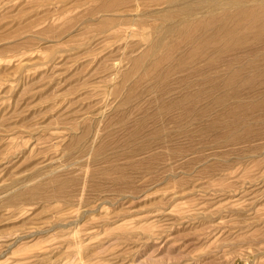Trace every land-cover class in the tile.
Instances as JSON below:
<instances>
[{
	"label": "rangeland",
	"instance_id": "374dc122",
	"mask_svg": "<svg viewBox=\"0 0 264 264\" xmlns=\"http://www.w3.org/2000/svg\"><path fill=\"white\" fill-rule=\"evenodd\" d=\"M121 1L0 0V264H264V3L230 13L233 0ZM168 4L211 13L162 47H147L144 37L160 36L156 28L169 19L159 14ZM208 61L215 66L203 67ZM177 64L186 68L173 70ZM193 67L205 73L190 78L203 94L191 87L184 110H170L168 103L187 96L175 78ZM166 71L168 91L157 83ZM202 75L219 80L218 89L208 91ZM114 78L115 95H108ZM54 175L53 187H40ZM36 187L32 197L27 191Z\"/></svg>",
	"mask_w": 264,
	"mask_h": 264
},
{
	"label": "bare ground",
	"instance_id": "6f19581e",
	"mask_svg": "<svg viewBox=\"0 0 264 264\" xmlns=\"http://www.w3.org/2000/svg\"><path fill=\"white\" fill-rule=\"evenodd\" d=\"M118 1H120V0H118ZM123 1V0H122ZM122 1H121V3H122ZM125 1V0H124ZM139 1V0H138ZM207 1V0H206ZM251 0H233L232 2H231V4H229V5H231V6H229L230 8L229 9H227V10H229V12L230 13H234V12H239V11H242V9H245V7L247 8V5H245V4H247L248 2H250ZM260 2H262V3H264V0H260ZM116 3V2H115ZM118 3H120V2H118ZM130 3V2H129ZM128 3V4H129ZM180 3V2H179ZM126 4V3H125ZM127 4V5H128ZM208 4H210V3H208ZM123 5V4H122ZM179 5V6H178ZM180 5L181 4H172L171 6L168 4L167 6H166V8H164L162 11H160L159 12V14H163V15H165V16H168L169 17V19H164V20H162V25L163 26H158L157 28H156V30H155V28H154V30L156 31V32H160L159 34H160V36H158V37H156L154 40H152L153 39V37L151 38V40H149L148 38H150L149 36H150V33H149V36H146V34L144 35V36H146V37H144V40L143 41H145L146 43H147V47L149 46V47H151L152 49H158V48H160V47H162L163 46V44H164V42H165V40H170V39H172L173 37H179V36H182L183 34H185V30L186 29H188L190 26H193V25H195L196 23H200V22H202V21H206L205 19H206V15H207V13H211V12H209V11H200V10H190V9H188V10H185L184 8H182V7H180ZM137 6V5H136ZM154 5H152V7H153ZM217 6H218V4H217ZM249 6V5H248ZM120 7V6H119ZM213 7V6H212ZM250 7V6H249ZM254 7V9H255V6H253ZM259 7V6H258ZM116 8V7H115ZM131 8H133V7H131ZM139 8V7H138ZM156 8H158V7H156ZM210 8V7H209ZM259 8H261V6L259 7ZM263 8V7H262ZM128 9V8H127ZM134 9H135V7H134ZM222 10H220V11H224V8H221ZM233 9V10H232ZM253 9V8H252ZM202 10H203V8H202ZM261 10V9H260ZM113 11V10H112ZM133 11V10H132ZM215 11V10H214ZM105 12H107V11H105ZM104 12V13H105ZM128 12V11H127ZM147 12H148V10H147ZM252 12V11H251ZM262 12V11H261ZM260 12V13H261ZM246 13V12H245ZM129 14H130V12H129ZM137 14V13H136ZM138 14H140L139 12H138ZM137 14V15H138ZM220 14V13H219ZM135 15V14H134ZM171 15H173V16H171ZM175 15V16H174ZM246 15H248V14H246ZM262 15V14H261ZM153 16V15H152ZM217 16V15H216ZM215 16V17H216ZM245 16V15H244ZM251 18H253L251 15H249ZM259 16V15H258ZM258 16H254L256 19H257V17ZM264 16V15H263ZM111 17V16H110ZM131 17V16H130ZM136 17V16H135ZM138 17V16H137ZM142 17H143V15H142ZM146 17V16H145ZM245 17H247L248 18V16H245ZM244 17V18H245ZM133 18V17H132ZM141 18V17H140ZM139 18V19H140ZM246 18V19H247ZM106 19H107V17H106ZM122 19H123V17H122ZM124 19H126V18H124ZM130 19V18H129ZM136 19V18H135ZM138 19V18H137ZM142 19V18H141ZM227 19V18H226ZM245 19V20H246ZM249 19V18H248ZM255 19V20H256ZM116 20V19H115ZM132 20V19H131ZM145 20H146V18H145ZM160 20V19H159ZM126 21V20H125ZM147 21V20H146ZM197 21V22H196ZM233 21V20H232ZM252 21V20H251ZM97 22V21H96ZM102 22V21H101ZM137 22V21H136ZM142 22V21H141ZM151 22V21H150ZM150 22H147L148 24L150 23ZM246 22V21H245ZM249 22V21H248ZM262 22V21H261ZM122 23V22H121ZM126 23V22H125ZM127 23H128V21H127ZM234 23V22H233ZM255 23H257L258 24V22H255ZM124 24V23H123ZM133 24H135V22L133 23ZM144 24V23H143ZM213 24H214V21H213ZM249 24V23H248ZM247 24V25H248ZM264 24V22L262 23V25ZM94 25V24H93ZM105 25H106V23H105ZM117 25V24H116ZM146 25V24H145ZM246 25V24H245ZM251 25V24H250ZM250 25H248V26H250ZM209 26V25H208ZM207 26V27H208ZM212 26V25H211ZM235 26V25H234ZM248 26H247V28H248ZM81 27V26H80ZM114 27H115V25H114ZM143 27V26H142ZM149 27V26H148ZM205 27H206V25H205ZM258 27V26H257ZM257 27H255V30H257L256 28ZM116 28H117V26H116ZM145 28H147V27H145ZM145 28H144V33H145ZM214 28V27H213ZM212 28V29H213ZM137 29V28H136ZM135 29V30H136ZM142 29V28H141ZM211 29V28H210ZM238 29H239V27H238ZM250 29V28H249ZM264 29V28H263ZM101 30V29H100ZM122 30V29H121ZM140 30V29H139ZM143 30V29H142ZM146 30H148V29H146ZM150 30V29H149ZM247 30V29H246ZM102 31V30H101ZM123 31V30H122ZM199 31H201V30H199ZM241 31V30H240ZM254 31V30H253ZM258 31H260V30H257L256 32H258ZM262 31V30H261ZM129 32V31H128ZM140 32V31H139ZM153 32V31H152ZM251 31H249L248 30V32L247 33H250ZM263 32V31H262ZM101 33V32H100ZM103 33V32H102ZM243 33V32H242ZM246 33V36L248 35ZM142 34V33H141ZM233 34V33H232ZM244 34V33H243ZM261 34V33H260ZM259 34V35H260ZM119 35V34H118ZM127 35V34H126ZM129 35V34H128ZM127 35V36H128ZM157 35V34H156ZM235 35V34H234ZM101 36V35H100ZM152 36V35H151ZM204 36V35H203ZM261 37H262V35H260ZM263 36H264V34H263ZM129 37V36H128ZM127 37V38H128ZM138 37H139V34H138ZM224 37V36H223ZM241 37V36H240ZM239 37V38H240ZM248 37V36H247ZM252 37V36H251ZM47 38V37H46ZM108 38V37H107ZM124 38H126V36L124 37ZM126 38V39H127ZM143 38V37H142ZM217 38V37H216ZM246 38V37H245ZM244 38V40H247V39H245ZM120 39H122V36L120 37ZM129 39V38H128ZM242 39V38H241ZM249 39V38H248ZM115 40V39H114ZM123 40H125V39H123ZM123 40H121V41H123ZM250 40H251V38H250ZM262 40V39H261ZM56 41V40H55ZM102 41H105V40H102ZM117 41V40H116ZM169 42V41H168ZM171 42V41H170ZM194 42V41H193ZM192 42V43H193ZM244 42V41H243ZM247 42V41H246ZM248 42H249V40H248ZM261 42H264V40L263 41H261ZM101 43V42H100ZM109 43V42H108ZM114 43H116V42H114ZM113 43V44H114ZM258 44H259V42H257ZM112 44V45H113ZM140 44V43H139ZM138 44V45H139ZM234 44H235V42H234ZM248 44V43H247ZM251 44V43H250ZM261 44V43H260ZM259 44V45H260ZM135 45V44H134ZM229 45V44H228ZM237 45H238V43H237ZM243 44H240V46H242ZM262 45V44H261ZM110 46V45H109ZM125 46V45H124ZM131 46V45H130ZM145 46V45H144ZM215 46V45H214ZM232 46H234V45H232ZM240 46H238V48L240 47ZM244 46V45H243ZM252 46V45H251ZM251 46H250V48H251ZM107 45H106V49H107ZM132 47L133 46H131V50H132ZM217 47V46H216ZM135 48V47H134ZM205 48H207V47H205ZM242 48V47H241ZM240 48V49H241ZM249 48V50H252V49H250ZM124 49V48H123ZM139 49V48H138ZM142 49V48H141ZM179 49H180V47H179ZM259 49V48H258ZM114 51H115V49H113ZM127 50V49H126ZM234 50V49H233ZM125 51V50H124ZM155 51V50H154ZM209 51V50H208ZM240 51V50H239ZM256 51V50H255ZM254 51V52H255ZM185 52V51H184ZM216 52V51H215ZM245 52V51H244ZM243 52V53H244ZM124 53V52H123ZM162 53V52H161ZM232 53V52H231ZM241 53H242V51H241ZM250 53V52H249ZM252 53V52H251ZM264 53V52H263ZM118 54H119V52H118ZM147 54V53H146ZM160 54V53H159ZM216 54H217V52H216ZM262 54V53H261ZM120 55V54H119ZM150 55V54H149ZM152 55V54H151ZM247 55H249V54H247ZM133 56V55H132ZM197 56H199V55H197ZM229 56V55H228ZM251 56V55H250ZM109 57V56H108ZM152 57V56H151ZM161 57V56H160ZM192 57V56H191ZM232 57L233 56H231V59H232ZM236 57V56H235ZM235 57H233V58H235ZM252 57V56H251ZM255 57V56H254ZM120 58V57H119ZM150 58V57H149ZM159 58V57H158ZM241 58V57H240ZM129 59H131L130 57H129ZM230 59V60H231ZM256 59V58H255ZM141 60V59H140ZM151 60V59H150ZM210 60V59H209ZM247 60V59H246ZM104 61V60H103ZM139 61V60H138ZM137 61V62H138ZM244 61V60H243ZM118 62V61H117ZM117 62H116V64H115V68L117 69L118 68V64H117ZM147 62H149V60L147 61ZM163 62V61H162ZM169 63L171 62L172 63V61H168ZM175 62V61H174ZM173 62V63H174ZM249 62V61H248ZM135 63V62H134ZM160 63V62H159ZM158 63V64H159ZM189 63V62H188ZM206 64H202V66L203 67H208V66H212V65H214L213 63V61H208V62H205ZM103 64V63H102ZM154 64V63H153ZM163 64V63H162ZM176 64V63H175ZM197 64V63H196ZM222 64V63H221ZM246 64V63H245ZM112 65H114V64H112ZM136 64H134V66H135ZM145 65V64H144ZM147 65V64H146ZM165 65H167V64H165ZM165 65H163V66H165ZM171 65V64H170ZM195 64H193L192 66H194ZM220 65V64H219ZM232 65V64H231ZM124 66H125V64H124ZM133 66V65H132ZM143 66V65H142ZM151 66V65H150ZM188 66V65H187ZM215 66V65H214ZM240 66H242V65H240ZM247 66V65H246ZM108 67V66H107ZM135 67H138V66H135ZM175 67V69H173V70H181V69H184V68H186V65L184 66L183 64H177V66H174ZM174 67H170V68H174ZM221 67V66H220ZM231 67V66H230ZM235 67V66H234ZM239 67V66H238ZM248 67H249V65H248ZM140 68V67H139ZM169 68V67H168ZM198 68H201V67H193V68H190V70H187V69H185V70H183V72L185 71V73H183L182 75H183V78L184 79H181V80H179L178 78H175V81H174V83L173 84H183V85H186L187 87V89H186V92H184L182 95L184 96V95H187V94H189V89L192 87V89H194L195 87H198L200 84H198V83H193V84H191L192 83V81H194V80H191L190 78H191V76L193 75V74H203L204 72H202L201 71V69H198ZM216 68V67H215ZM128 69V68H127ZM131 69V68H130ZM130 69H128V70H130ZM146 69V68H145ZM148 69V68H147ZM150 69V68H149ZM209 69V68H208ZM212 69V68H211ZM223 69V68H222ZM245 69H247V68H245ZM103 70V69H102ZM126 70V69H125ZM124 70V71H125ZM152 70V69H151ZM168 70V69H167ZM176 70V71H177ZM231 70V69H230ZM140 71V70H139ZM150 71V70H149ZM172 71V70H171ZM118 72V71H117ZM116 72V73H117ZM169 72V71H168ZM167 71H166V73L165 72H162V73H158V75H159V77L160 78H162V79H158V81H157V83L159 84L160 82H162L161 83V85H160V87L162 86V85H164V87L165 88H163V89H167V91H168V89L170 88V87H174L173 85L171 86V84H168V81H167V73H168ZM121 73V72H120ZM128 73V72H127ZM133 73V72H132ZM140 73H142V72H140ZM150 74H151V72H149ZM174 73H175V71H174ZM98 74V73H97ZM139 74V73H138ZM149 74V75H150ZM205 74V73H204ZM226 74H228V73H226ZM225 74V75H226ZM168 75H170V74H168ZM173 75V74H172ZM171 75V76H172ZM217 75H218V73H217ZM125 76H128V75H125ZM136 76V75H135ZM134 76V77H135ZM144 76V75H143ZM153 76V75H152ZM170 76V77H171ZM179 76V75H178ZM202 76H204L205 78H207L206 77V75H202ZM219 76L220 75H218V76H216L218 79H219ZM134 77H133V81H134ZM215 77V78H216ZM224 77V76H223ZM113 78V77H112ZM158 78V77H157ZM173 78V77H172ZM244 78V77H243ZM115 79L116 78H114V79H112V81L113 82H111L110 84H109V86H108V89H107V94L108 95H111L112 94V92H113V90H115L116 88H115ZM151 79H153V78H151ZM155 79V78H154ZM154 79H153V81H154ZM170 79V78H169ZM208 79V81H204L205 83H206V85L205 86H207L206 88L208 89V91H210V92H213V91H215L216 89H218V87L219 86H217V83H218V81H217V79H209V78H207ZM246 79V78H245ZM131 80V79H130ZM148 80V79H147ZM204 80H206V79H204ZM136 81V80H135ZM156 81H154V82H156ZM196 81V80H195ZM248 80L246 79V81H245V83L247 82ZM107 82V81H106ZM131 82V81H130ZM197 82V81H196ZM262 82H264V81H262ZM261 82V83H262ZM150 83V85H151V83L153 84V82H149ZM128 84V83H127ZM148 84V83H147ZM191 84V85H190ZM104 85V84H103ZM155 85V84H154ZM153 85V86H154ZM223 85V84H222ZM122 86V85H121ZM128 86V85H127ZM142 86H144V85H142ZM147 86V85H146ZM140 87V86H139ZM149 87V86H148ZM156 88H158V86H155ZM159 87V88H160ZM163 87V86H162ZM200 87V86H199ZM197 88V89H195V92L198 94V95H202L203 93V90L201 89V88ZM217 87V88H216ZM115 88V89H114ZM122 88H124V87H122ZM134 88H135V86H134ZM133 88V89H134ZM145 88H147V87H145ZM150 88V87H149ZM148 88V89H149ZM159 88H158V90H159ZM182 88V87H181ZM245 88V87H244ZM254 88V87H253ZM137 89V88H136ZM141 89V88H140ZM154 89V88H153ZM153 89H152V91H153ZM175 89V88H174ZM176 89H177V87H176ZM185 89V88H184ZM211 89H214V90H211ZM158 90L156 91V92H158ZM142 91V90H141ZM160 91V90H159ZM163 91V90H162ZM173 91V90H172ZM219 91H223V88H222V90H219ZM136 92V91H135ZM147 92H148V90H147ZM146 92V93H147ZM151 92V91H150ZM174 92V91H173ZM264 92V91H263ZM143 92H141V94H142ZM145 93V92H144ZM164 93V92H163ZM175 93V92H174ZM180 93V92H179ZM219 93V92H218ZM221 93V92H220ZM226 93V92H225ZM138 94V93H137ZM159 94H161V93H159ZM215 94V93H214ZM214 94H212V95H214ZM224 94V93H223ZM240 94V93H239ZM113 95H115L114 94V92H113ZM133 94H131L130 96H131V98H133L134 97V95L132 96ZM144 95H146V94H144ZM152 95V94H151ZM169 95V94H168ZM173 95V94H172ZM175 95V94H174ZM173 95V96H174ZM181 95V94H180ZM180 95H178L179 97H180ZM264 95V94H263ZM140 96V95H139ZM171 96V95H170ZM117 97V96H116ZM129 97V96H128ZM143 97V96H142ZM146 97V96H145ZM153 97V96H152ZM152 97H150V99L152 98ZM157 97V95L155 96V98ZM167 97H169V96H167ZM177 97V96H176ZM185 98H184V100L183 99H179V101H177V102H172V104H170V103H168L169 105H166V107H170V106H173L172 108L170 107L169 109L171 110V109H173V108H176L177 110H184L183 108H185V105H187L186 103H185V101L188 99V95L187 96H184ZM214 97V96H213ZM212 97V98H213ZM261 97H262V95H261ZM89 98V97H88ZM115 98V97H114ZM124 98V97H123ZM126 98V97H125ZM170 98V97H169ZM223 98H224V96H223ZM227 98V97H226ZM90 100H91V98H89ZM106 99H107V97H106ZM144 99V98H143ZM165 99V98H164ZM168 99V98H167ZM167 99H166V101H167ZM175 100V97L174 98H172V100ZM176 99H178V97L176 98ZM211 99V98H210ZM220 99H221V97H220ZM225 99V98H224ZM223 99V101H225ZM228 99V98H227ZM231 99V98H230ZM229 99V100H230ZM148 100V99H147ZM193 100V99H192ZM247 100V99H246ZM256 100V99H255ZM258 100H260L261 101V99H258ZM263 100H264V98H263ZM121 101V100H120ZM125 101V100H124ZM144 101V100H143ZM159 101H161V99L159 100ZM169 101H170V99H169ZM234 101V100H233ZM257 101V100H256ZM115 102V101H114ZM127 102V101H126ZM148 102H150V100H148ZM212 102H214V100L212 101ZM216 102V101H215ZM239 102V101H238ZM244 102V101H243ZM246 102V101H245ZM106 103V102H105ZM117 103V102H116ZM128 103V102H127ZM162 103V102H161ZM191 103V102H190ZM225 103H226V101H225ZM234 103L235 102H233V106H234ZM152 104V103H151ZM220 104V103H219ZM231 104V103H230ZM117 105V104H116ZM149 105H150V103H149ZM205 105H207L206 103H205ZM222 105V104H221ZM227 105V104H226ZM232 105V104H231ZM231 105H229V106H231ZM259 105V104H258ZM117 106H119V105H117ZM135 106V105H134ZM144 106H146V105H144ZM152 106V105H151ZM151 106H149V107H151ZM157 106H159V105H157ZM194 106V105H193ZM202 106H204V105H202ZM223 106V105H222ZM105 107H106V105H105ZM124 107V106H123ZM147 107V106H146ZM153 107V106H152ZM200 107V106H199ZM217 107V106H216ZM215 107V108H216ZM118 108V107H117ZM121 108V107H120ZM130 108H132V107H130ZM145 108V107H144ZM160 108V116H163L162 114H161V112H162V109L161 108H164V106L163 107H159ZM187 108V107H186ZM108 109V108H107ZM127 109V108H126ZM125 109V110H126ZM146 109V108H145ZM144 109V110H145ZM148 109V108H147ZM152 109V108H151ZM165 109H167V108H165ZM204 109V107L202 108V110ZM211 109H213V108H211ZM220 109V108H219ZM229 109V108H228ZM227 109V110H228ZM110 110V109H109ZM115 110H117V109H115ZM121 110V109H120ZM130 110V109H129ZM132 110H133V108H132ZM150 110V109H149ZM159 110V109H158ZM189 110V109H188ZM193 110V109H192ZM199 110V109H198ZM205 110H206V108H205ZM209 111H210V108L208 109ZM215 109H213V111H214ZM216 110H217V108H216ZM226 110V111H227ZM96 111V110H95ZM98 111V110H97ZM124 111V110H123ZM143 111V110H142ZM154 111V110H153ZM175 111V110H174ZM173 111V112H174ZM190 112H191V110H189ZM195 111V110H194ZM207 111V110H206ZM209 111H207V113L209 112ZM222 111H224V110H222ZM235 111V110H234ZM128 112V111H127ZM147 112H148V110H147ZM150 112V111H149ZM165 112V111H164ZM163 112V113H164ZM167 112H170V111H167ZM186 112V111H185ZM188 112V111H187ZM198 112H200V111H198ZM198 112H197V114H198ZM204 113L205 111H201V113ZM221 112V111H220ZM231 112V113H230ZM230 112L229 111H227V113H230V116H231V114H232V111H231V109H230ZM104 113V112H103ZM102 113V114H103ZM142 113V112H141ZM145 113V112H144ZM200 113V114H201ZM88 114V113H87ZM130 114V113H129ZM156 114V113H155ZM170 114V113H169ZM168 114V115H169ZM175 114V113H174ZM177 114V113H176ZM183 114V113H182ZM181 114V115H182ZM193 114V113H192ZM194 114H196V113H194ZM215 114H218L217 112H215ZM223 114V113H222ZM222 114H218V116L220 115H222ZM239 114V113H238ZM120 116H121V114H119ZM157 115V114H156ZM212 115V114H211ZM258 115V114H257ZM84 116V115H83ZM136 116V115H135ZM143 115H141V117H142ZM172 116H174V115H172ZM178 116V115H177ZM183 116H186V115H184L183 114ZM190 116V115H189ZM193 116V115H192ZM195 116V115H194ZM200 116V115H199ZM210 116V115H209ZM208 116V117H209ZM217 116V115H216ZM223 116V115H222ZM226 116V115H225ZM229 116V117H230ZM236 116V115H235ZM253 116V115H252ZM105 117V114H103L102 115V120H103V118ZM137 117V116H136ZM169 117V116H168ZM171 117V116H170ZM179 117V116H178ZM187 117H188V115H187ZM191 117V116H190ZM196 117H197V115H196ZM215 117V116H214ZM224 117V116H223ZM233 117V116H232ZM92 118V117H91ZM100 118V117H99ZM119 118V117H118ZM121 118V117H120ZM138 118V117H137ZM136 118V119H137ZM146 118V117H145ZM150 118V117H149ZM151 118H152V116H151ZM159 118H161V117H159ZM165 118V117H164ZM167 118V117H166ZM165 118V119H166ZM172 118V117H171ZM175 118V117H174ZM179 118H181V117H179ZM182 118H184V119H186L185 117H182ZM181 118V119H182ZM222 118V117H221ZM226 118H227V116H226ZM234 118V117H233ZM236 118V117H235ZM240 118V117H239ZM85 119H87V118H85ZM93 119V118H92ZM91 119V120H92ZM96 119V118H95ZM107 119V118H106ZM129 119V118H128ZM147 119V118H146ZM156 119V118H155ZM176 119H178V118H176ZM188 119V118H187ZM195 119L196 118H194V121H195ZM200 119V118H199ZM199 119H197V120H199ZM206 119V118H205ZM214 119V118H213ZM217 119V118H216ZM219 119H220V117H219ZM225 119V118H224ZM246 119V118H245ZM252 119V118H251ZM251 119H250V121H251ZM139 120V119H138ZM150 120H153V119H150ZM172 120H173V118H172ZM193 120V119H192ZM202 120V119H201ZM208 120V119H207ZM221 120V119H220ZM228 120V119H227ZM230 120H233V119H230ZM130 121V120H129ZM142 121V120H141ZM158 121V120H157ZM160 121V120H159ZM162 121V120H161ZM167 121V120H166ZM183 121V120H182ZM223 121H226V120H223ZM105 122V121H104ZM142 122H144V121H142ZM163 122H165V121H163ZM163 122H161L162 124H163ZM196 122V121H195ZM201 122H203L204 123V125H205V122L206 121H201ZM217 122H219V120L217 121ZM216 122V123H217ZM228 122V121H227ZM232 122H235V121H232ZM231 122V123H232ZM252 122V121H251ZM84 123V122H83ZM91 123V122H90ZM130 123V122H129ZM133 123V122H132ZM132 123H131V125H132ZM136 124H138L137 122H135ZM160 123V122H159ZM160 123V124H161ZM174 123V122H173ZM173 123H171V124H173ZM176 123V122H175ZM174 123V124H175ZM192 123V122H191ZM202 123V124H203ZM221 123V122H220ZM220 123H218V124H220ZM223 123V125H224V123L225 122H222ZM230 123V124H231ZM237 123V122H236ZM254 123V122H253ZM85 124V123H84ZM139 124H140V122H139ZM177 124H179V120L177 121ZM188 124V123H187ZM201 124V123H200ZM207 124H208V122H207ZM228 124V123H227ZM234 123H232V127L234 126L233 125ZM111 125V127H112V124H110ZM114 125V124H113ZM123 125H124V123H123V121L122 120H118V122H117V126H120V129H121V127H123ZM133 125H134V123H133ZM176 125V124H175ZM189 125V124H188ZM188 125L186 126V127H188ZM198 125V124H197ZM208 125H210V124H208ZM217 125V124H216ZM239 125V124H238ZM84 126V125H83ZM90 126V125H89ZM101 126V125H100ZM116 125H114V127H115ZM116 126V127H117ZM159 126V124H157V127ZM219 127H220V125H218ZM229 126V125H228ZM236 126H237V124H236ZM76 127H77V125H76ZM91 127V126H90ZM106 127V126H105ZM115 127V128H116ZM134 127V126H133ZM132 127V128H133ZM164 127H166V125L164 126ZM178 127V126H177ZM189 127H191V126H189ZM195 127V126H194ZM199 127V126H198ZM202 127H204V126H202ZM98 128V127H97ZM141 129H139L135 134H133V137L134 138H137L138 137V135H141L142 134V131H143V129L145 128V126H141L140 127ZM154 128V127H153ZM167 129H168V127H166ZM181 128V127H180ZM183 128H185V125H184V127ZM192 128V127H191ZM210 128H211V126H210ZM245 128V127H244ZM247 128V127H246ZM91 129V128H90ZM101 129V128H100ZM104 129V128H103ZM112 129H113V127H112ZM119 129V128H118ZM124 129V128H123ZM150 129V128H149ZM186 129V128H185ZM189 129V128H188ZM200 130H201V128H199ZM204 129L206 130V128L204 127ZM220 128H218V130H219ZM223 129V128H222ZM222 129H220V130H222ZM241 129V128H240ZM102 130V129H101ZM116 130H117V128H116ZM153 130V129H152ZM173 130V129H172ZM175 130V129H174ZM182 130V129H181ZM184 130V129H183ZM212 130V129H211ZM217 130V129H216ZM216 130H214L215 132H216ZM244 130V129H243ZM248 130V129H247ZM77 131H78V129H77ZM177 131V130H176ZM185 131V130H184ZM197 131V130H196ZM223 131V130H222ZM222 131H219V133L220 132H222ZM237 131V130H236ZM245 131V130H244ZM90 132V131H89ZM113 132V131H112ZM123 132V131H122ZM121 132V133H122ZM178 132V131H177ZM179 132H180V130H179ZM178 132V133H179ZM207 132H208V129H207ZM239 132V131H238ZM97 132H95V134H96ZM114 133V132H113ZM125 133V132H124ZM165 133V132H164ZM172 133V132H171ZM181 133V132H180ZM199 133V132H198ZM203 133V132H202ZM209 133V132H208ZM207 133V134H208ZM252 133V132H251ZM70 134V133H69ZM90 134H92V133H90ZM99 134V133H98ZM106 134H107V132H106ZM148 134V133H147ZM162 134H163V132H162ZM161 134V135H162ZM166 134V133H165ZM177 134V133H176ZM185 134V133H184ZM188 134V133H187ZM224 134H225V132H224ZM229 134V133H228ZM227 134V135H228ZM253 134H255V132L253 133ZM97 135V134H96ZM154 135V134H153ZM178 135V134H177ZM181 135H183L182 133H181ZM199 137H200V135L199 134H197ZM212 135V134H211ZM210 135V136H211ZM215 135H218L217 133L215 134ZM221 135V134H220ZM125 136V135H124ZM203 136V135H202ZM214 136V135H213ZM212 136V137H213ZM223 136H225V135H222V137ZM231 136V135H230ZM237 136V135H236ZM73 137V136H72ZM76 137V136H75ZM88 137H91V136H88ZM97 137V136H96ZM159 137V136H158ZM162 137H164V139H166L165 138V136H163L162 135ZM170 137V136H169ZM173 137H175V136H173ZM177 137V136H176ZM179 137H181V139L184 137H182V136H179ZM186 137V136H185ZM204 137V136H203ZM217 137H219V136H217ZM226 137H228V136H226ZM58 138V137H57ZM71 138V137H70ZM78 138V137H77ZM95 138V137H94ZM102 138V137H101ZM157 138V137H156ZM205 138V137H204ZM208 139H210L209 137H207ZM235 138V137H234ZM233 138V139H234ZM72 139V138H71ZM79 139V138H78ZM89 139V138H88ZM118 139V138H117ZM144 139H145V137H144ZM189 139V138H188ZM201 139H202V137H201ZM206 139V138H205ZM204 139V140H205ZM217 139V138H216ZM230 139V138H229ZM228 139V140H229ZM233 139H231V140H233ZM250 139V138H249ZM254 139V138H253ZM106 140V139H105ZM156 140V139H155ZM157 140H159V139H157ZM156 140V141H157ZM187 140V139H186ZM190 140V139H189ZM198 140V139H197ZM227 140V139H226ZM225 140V141H226ZM236 140V139H235ZM71 141V140H70ZM89 141V140H88ZM134 141V140H133ZM142 141V140H141ZM167 141V140H166ZM211 141V140H210ZM224 141V142H225ZM95 142V141H94ZM100 142V141H99ZM98 142V143H99ZM108 142V141H107ZM165 142V141H164ZM184 142H187V141H184ZM197 142V141H196ZM202 142V141H201ZM205 142V141H204ZM220 142V141H219ZM223 142V141H222ZM237 142V141H236ZM249 142V141H248ZM251 142V141H250ZM263 142V141H262ZM91 143V142H90ZM97 143V144H98ZM123 143V142H122ZM136 143V142H135ZM159 143V142H158ZM157 143V144H158ZM183 143V142H182ZM194 143V142H193ZM208 143H210V142H208ZM207 143V144H208ZM213 143V142H212ZM212 143H211V145H212ZM218 143V142H217ZM231 143V142H230ZM247 143V142H246ZM259 143V142H258ZM93 144V143H92ZM107 144V143H106ZM124 144V143H123ZM128 144V143H127ZM204 144V143H203ZM221 144V143H220ZM219 144V145H220ZM224 144V143H223ZM227 144H229V143H227ZM248 144V143H247ZM100 145H103V144H100ZM109 145V144H108ZM150 145H152V146H154L153 145V143H150ZM149 144L148 145H142V146H140L139 148H136V149H133V150H131L130 151V153H129V155L132 157H134V156H137V154L140 152V150H146V149H148V148H150L151 146H150ZM186 145V144H185ZM206 145V144H205ZM246 145V144H245ZM255 145V144H254ZM258 145V144H257ZM110 146H111V144H110ZM139 146V145H138ZM232 146V145H231ZM236 146H237V144H236ZM251 146V145H250ZM79 147V146H78ZM78 147H77V149H78ZM94 147V146H93ZM96 147H98L97 145H96ZM159 147V146H158ZM174 147V146H173ZM178 147V146H177ZM187 147V146H186ZM189 147H190V145H189ZM193 147V146H192ZM191 147V148H192ZM212 147V146H211ZM222 146H220V148H221ZM238 147V146H237ZM252 147V146H251ZM253 147H255V146H253ZM113 148H115V147H113ZM197 148V147H196ZM196 148H195V150H196ZM201 149H202V147H200ZM209 148V147H208ZM240 148V147H239ZM248 148V147H247ZM98 149V148H97ZM180 149V148H179ZM205 149V148H204ZM207 149V148H206ZM121 150V149H120ZM123 150V149H122ZM182 150H184L183 148H182ZM187 150H189V149H187ZM194 150V151H195ZM198 150V149H197ZM196 150V151H197ZM208 150V149H207ZM215 150H216V148H215ZM215 150H213V152L214 153H216L215 152ZM241 150H242V148H241ZM82 151V150H81ZM98 151V150H97ZM95 152L96 154L98 153V152ZM170 151V150H169ZM190 152H191V150H189ZM199 151H202L203 152V150H199ZM66 152V151H65ZM168 152V151H167ZM180 152V151H179ZM204 152H205V150H204ZM250 152V151H249ZM258 152V151H257ZM86 153V152H85ZM88 153V152H87ZM170 153V152H169ZM194 153V152H193ZM196 153V152H195ZM201 153V152H200ZM220 154H219V156L218 157H221L220 155H221V152H219ZM227 153V152H226ZM225 153V154H226ZM93 154V153H92ZM104 154V153H103ZM164 154V153H163ZM172 154V153H171ZM178 154H181V152L180 153H178ZM183 154V153H182ZM198 154V153H197ZM223 154V153H222ZM258 154V153H257ZM165 155V154H164ZM176 156H179V155H177V154H175ZM203 155H205L204 153H203ZM208 155V154H207ZM254 155H255V153H254ZM259 155V154H258ZM166 156V155H165ZM171 156H173V155H171ZM189 156V155H188ZM209 156V155H208ZM261 156V155H260ZM81 157V156H80ZM95 157V156H94ZM99 157V156H98ZM138 157V156H137ZM168 157V156H167ZM206 157V156H205ZM212 157V156H211ZM216 157V156H215ZM214 157V159H217V158H215ZM243 157V156H242ZM253 157V156H252ZM255 157H256V155H255ZM101 158V157H100ZM128 158V157H127ZM169 158V157H168ZM183 158V157H182ZM188 158V157H187ZM97 160H98V158H96ZM102 159V158H101ZM105 159V158H104ZM121 159V158H120ZM140 159H141V157H140ZM170 159V158H169ZM186 159V158H185ZM201 159V158H200ZM207 159H208V157H207ZM222 159V158H221ZM224 159V158H223ZM106 160V159H105ZM203 160V159H202ZM206 160V159H205ZM210 160V159H209ZM218 160H219V158H218ZM94 161V160H93ZM104 161V160H103ZM127 161V160H126ZM150 159H147V160H140V162H137V163H135L136 165H138V164H140V163H142V165L143 164H149L150 162ZM152 161V160H151ZM154 161V160H153ZM171 161V160H170ZM173 161V160H172ZM182 161V160H181ZM70 162V161H69ZM92 162V161H91ZM94 163H95V161H94ZM97 163H98V161H97ZM96 163V164H97ZM100 164H101V162H99ZM174 163H175V161H174ZM178 163V162H177ZM69 164V163H68ZM176 164V163H175ZM76 165V164H75ZM74 165V166H75ZM177 165V164H176ZM176 165H174V166H176ZM187 165H189V164H187ZM225 165V164H224ZM73 166V165H72ZM79 166V165H78ZM98 166V165H97ZM215 166V165H214ZM226 166V165H225ZM228 166V165H227ZM71 168V167H70ZM87 168V167H86ZM176 168V167H175ZM107 169V168H106ZM118 170V169H117ZM223 170V169H222ZM226 170V169H225ZM108 171V170H107ZM106 171V172H107ZM97 172V171H96ZM128 172H130V171H128ZM141 172V171H140ZM139 172V173H140ZM143 172V171H142ZM141 172V173H142ZM148 172V171H147ZM146 172V173H147ZM198 172V171H197ZM124 173H126V172H124ZM63 174V173H62ZM61 174V175H62ZM109 174V173H108ZM144 174V173H143ZM149 174V173H148ZM160 174V173H159ZM55 175H57V174H55ZM55 175H54V177L52 176H50L51 178L48 180L47 179V182L46 183H43L42 185H40V187H45V186H52V183H54V182H56V181H58V177H55ZM94 175V174H93ZM116 175V174H115ZM134 175V174H133ZM142 175V174H141ZM151 175V174H150ZM162 175V174H161ZM60 176V175H59ZM119 176H120V178H123V176L124 175H120V173H119ZM187 176V175H186ZM40 177V176H39ZM61 177V176H60ZM117 177H118V175H117ZM134 177V176H133ZM86 178V177H85ZM106 178H110V175H106ZM137 178V177H136ZM136 178H134V180L136 179ZM153 178V177H152ZM151 178V179H152ZM76 179H78V178H76ZM75 179V180H76ZM101 179V178H100ZM145 179H147V177L145 178ZM144 179V180H145ZM94 180V179H93ZM92 180V181H93ZM132 180V179H131ZM139 180V179H138ZM148 180H149V177H148ZM67 181H69V180H67ZM88 181V180H87ZM111 181V180H110ZM136 181V180H135ZM42 182H44V179H43V181ZM66 182V181H65ZM73 182V181H72ZM95 182V181H94ZM130 182V181H129ZM59 183V185H61V183L60 182H58ZM58 183H56V184H58ZM89 183H91V182H89ZM96 183V182H95ZM104 183V185H105V183L106 182H103ZM135 183V182H134ZM146 183H147V181H146ZM36 184V183H35ZM40 183H38V185H39ZM55 184V183H54ZM62 184H63V181H62ZM98 184V183H97ZM75 185V184H74ZM76 185H77V183H76ZM101 185H103V184H101ZM103 185V186H104ZM107 185V184H106ZM105 185V186H106ZM216 185H217V183H216ZM56 186H58V185H56ZM102 186V187H103ZM39 187V188H40ZM53 187V186H52ZM82 187H84V186H82ZM81 187V188H82ZM92 187V186H91ZM129 187V186H128ZM31 188V187H30ZM39 188H35V189H31L30 191L28 190L27 192L30 194V195H32V197H35L36 195V193L37 192H39L40 191V189ZM73 188V187H72ZM109 188V187H108ZM122 188V187H121ZM126 189V188H125ZM129 189V188H128ZM21 190L22 189H20V191L19 192H21ZM26 190V189H25ZM39 190V191H38ZM56 190V189H55ZM68 190H69V187H68ZM74 190V189H73ZM45 191V190H44ZM48 191V190H47ZM51 191V190H50ZM61 191H64V189L63 190H61ZM83 191H84V189H83ZM83 191H81V192H83ZM42 192V191H41ZM75 192V191H74ZM73 192V193H74ZM51 193V192H50ZM50 193L48 192L47 193V195H48V197L50 196ZM54 193V192H53ZM57 193V192H56ZM61 193V192H60ZM26 191L25 192H23V193H20V194H17V196L16 197H12L13 198V200H18V199H22L21 197H26ZM28 194V195H29ZM38 194V193H37ZM40 194V193H39ZM62 194H64V196H67V194L64 192V193H62ZM85 194V193H84ZM14 195V194H13ZM41 195V194H40ZM44 195V194H43ZM52 195V194H51ZM77 195V194H76ZM136 195V194H135ZM38 196V195H37ZM69 196H71V195H69ZM83 196V195H82ZM85 196V195H84ZM87 196V195H86ZM62 197H63V195H62ZM61 197V198H62ZM66 198H68V197H66ZM68 200H69V198H68ZM27 201V200H26ZM38 201V200H37ZM8 205V204H7ZM78 220H80V219H78ZM77 220V221H78ZM77 221H75V223L77 222ZM72 224V223H71ZM70 224V225H71ZM62 226V225H61ZM64 227V226H63ZM66 227V226H65ZM51 231V230H50ZM42 233V232H41Z\"/></svg>",
	"mask_w": 264,
	"mask_h": 264
}]
</instances>
